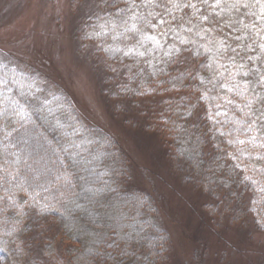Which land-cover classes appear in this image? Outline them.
I'll return each mask as SVG.
<instances>
[{"label":"rangeland","instance_id":"374dc122","mask_svg":"<svg viewBox=\"0 0 264 264\" xmlns=\"http://www.w3.org/2000/svg\"><path fill=\"white\" fill-rule=\"evenodd\" d=\"M108 1L0 0V62L39 77L46 89L65 96L81 121L113 141L125 156L126 187L147 197L149 205L153 206L149 216L151 227L144 223L147 226L145 233H155L162 238L161 242L151 240L159 245L155 261L148 263L138 256V252L141 254L146 249V246H140L133 263L129 264H264V141L253 131L248 115L249 98L243 96L241 89L210 102L206 110L197 107L193 114L195 119L204 115L210 131L230 135L228 138L234 147L229 148L228 156L237 163L251 185V191H248L252 197L250 210L233 222L235 192L228 184L223 187L214 184L207 189L204 182L196 183L194 178L183 182V176L188 174L190 177L193 167L194 170L199 168L200 160L197 158L194 163L186 158L181 160L180 151L170 140L171 132H159V119L164 115L161 113H170V101H187L188 94L175 91L172 95L145 93L134 96L131 93L125 96L118 93L117 89L126 87L124 84L133 75L130 66L123 59L115 60L112 66L107 65L97 48L96 26L91 35L82 37L81 25L98 14ZM212 8L209 4L205 11L210 12ZM249 11L246 9L247 20L251 22ZM206 26L210 29L218 27L227 36L234 34L237 41H233V48L238 52L244 49L255 56L252 37L249 36L242 45L238 41L243 27L234 32L226 20ZM184 55L188 56V53ZM224 79L226 84H232L235 77L231 75ZM21 123L19 133L1 140L0 241L12 237L10 233L19 229L20 225L11 223L10 219L22 212V208L17 207L19 203L26 205L25 209L27 206L39 209L41 205L42 210L51 207L59 194L58 198L64 195L59 201L65 204L66 192L72 188L62 160L43 129ZM213 124L217 130L211 129ZM211 138L212 135L207 143L203 142V151L210 148L214 152L216 144L210 141ZM190 139H183V149L187 151L193 147ZM202 159L208 160V155ZM66 185L69 186L67 189ZM22 196L28 197L30 202L19 201ZM55 212L49 215L52 221L57 219ZM129 214L126 220L130 222ZM39 224L45 223L37 222L35 230L30 231L22 243L23 247H30L31 253L24 260L21 258L20 263L59 264L51 261V251H46L49 243L42 239L53 238V234L40 235ZM60 239L54 241L53 255L66 258L70 264L76 256L70 249L74 243ZM20 246L11 250L8 245L1 244L0 264H5L10 257L12 262L6 264L18 261L15 249L17 247V252L23 254ZM58 247L61 249L56 252ZM100 252L102 255L93 258L92 264H104V247Z\"/></svg>","mask_w":264,"mask_h":264},{"label":"trees","instance_id":"16d2710c","mask_svg":"<svg viewBox=\"0 0 264 264\" xmlns=\"http://www.w3.org/2000/svg\"><path fill=\"white\" fill-rule=\"evenodd\" d=\"M191 1L109 0L98 14L81 25V34L84 38L91 35L96 26L97 48L107 65L123 59L130 66L133 75L124 84L126 87L117 89L118 93L125 96L131 93L134 96L172 95L175 91L188 94L187 101H170V113H161L164 115L159 119V132H171L170 140L180 151L181 160L186 158L191 163L197 158L200 160L199 168L193 167L190 177L183 176V182L194 178L196 183L204 182L207 189L214 184L222 187L228 184L235 192L237 200H234L231 218L237 222L240 215L250 210L251 185L228 156L229 148L234 147L228 138L230 135L210 131L205 116L195 119L193 114L197 107L206 110L210 102L242 89L243 96L250 100L248 115L255 136L264 141V0ZM209 4L213 7L210 12L205 11ZM246 9L252 14L251 22L247 20ZM220 20L229 21L234 32L243 27L238 41L242 45L252 37L254 57L243 48L240 52L233 48V41H237L234 34L227 36L218 27L206 26L211 27ZM231 75L235 77L234 82L226 84L224 77ZM44 86L39 77L0 62V160L3 158L1 140L19 133L21 122H26L35 129H43L62 160L72 188L66 192L65 204L59 201L64 195L58 198L59 194L51 207L42 210L41 205L39 209L34 206L25 209L26 205L19 203L17 207L22 212L10 219L20 227L10 233L12 237L3 238L0 245H8L12 250L20 244L23 254L16 247L15 256L19 260L12 264H24L20 259L30 256L31 249L22 243L35 230L37 222L42 221L45 224H39V234L43 237L53 234L51 239L42 238L49 243L46 251H51V261L67 264L66 258L53 255L54 241L61 238L81 247H73L74 244L70 247L76 254L70 264L94 263L93 258L102 255L103 247L104 264L133 263L140 246L146 249L137 255L152 263L157 258L159 245L151 240L161 242L162 238L145 233V228L151 227L149 216L153 206L147 197L126 187L125 156L113 141L103 137L96 128L85 125L65 96ZM210 126L218 129L215 124ZM211 135L210 141L216 144L214 152L210 148L203 151L201 146ZM185 138H191L193 146L188 151L183 149ZM206 155L208 160L202 159ZM19 201L30 202L26 196L19 197ZM55 210L57 219L52 221L49 215L55 214ZM129 212L131 224L126 220ZM138 225L144 227L137 230ZM60 249L56 248V252ZM9 262L11 257L4 263Z\"/></svg>","mask_w":264,"mask_h":264}]
</instances>
